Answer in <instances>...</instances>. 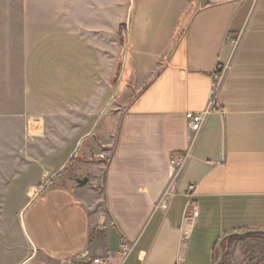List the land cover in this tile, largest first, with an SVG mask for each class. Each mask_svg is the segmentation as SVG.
I'll return each instance as SVG.
<instances>
[{
  "label": "crops",
  "instance_id": "obj_1",
  "mask_svg": "<svg viewBox=\"0 0 264 264\" xmlns=\"http://www.w3.org/2000/svg\"><path fill=\"white\" fill-rule=\"evenodd\" d=\"M45 122L109 160L34 198L0 264H214L224 236L264 231V0H0V169Z\"/></svg>",
  "mask_w": 264,
  "mask_h": 264
},
{
  "label": "rangeland",
  "instance_id": "obj_2",
  "mask_svg": "<svg viewBox=\"0 0 264 264\" xmlns=\"http://www.w3.org/2000/svg\"><path fill=\"white\" fill-rule=\"evenodd\" d=\"M122 43L125 44L126 41ZM118 78L119 75L115 80H118ZM118 97V94L116 96L114 95L115 100H113L109 108V111L112 113L115 111L118 104ZM64 122H66V120H63V123ZM60 123L55 125L45 122L43 132L40 135L33 136L31 140L28 141L32 152L30 157L26 159L28 161L27 163L22 162L18 165L19 167L11 169H0V239H2L12 223H15L18 228L16 240L18 241L19 236L23 239L24 235L21 234L20 230V224L22 223L21 215L27 205L32 202L38 194L41 195L48 186H58L74 190L78 188L76 182L77 178L89 177L87 185L93 187L94 183L99 181L93 180L94 178L98 179L101 177L102 171L97 165L101 161H108L110 152L108 153V148L101 147V150L106 151L105 157L101 159L97 156L98 154L94 152L90 155L82 153V144L63 171L56 175L71 156V152L61 151L64 147L60 146V144H62V140H66L67 137H65L64 130L61 128ZM67 123L70 124L72 122L68 121ZM81 129H83L82 125ZM88 142V137L83 139L82 143L84 147L91 146ZM49 180L51 181L49 182ZM45 185L46 187L41 191ZM19 247L20 246L16 244L17 250L10 259L20 257L21 251H19ZM24 249L26 248L24 247ZM24 249L21 247V250ZM251 251L252 248H248L246 245H240L233 250V264H248V258L251 257L249 252Z\"/></svg>",
  "mask_w": 264,
  "mask_h": 264
},
{
  "label": "trees",
  "instance_id": "obj_3",
  "mask_svg": "<svg viewBox=\"0 0 264 264\" xmlns=\"http://www.w3.org/2000/svg\"><path fill=\"white\" fill-rule=\"evenodd\" d=\"M219 242L220 247L217 246L215 249L214 264H233V250L240 245L252 248L249 252L251 257L248 258V264H264V231L262 230L245 231L244 234H228Z\"/></svg>",
  "mask_w": 264,
  "mask_h": 264
},
{
  "label": "built area",
  "instance_id": "obj_4",
  "mask_svg": "<svg viewBox=\"0 0 264 264\" xmlns=\"http://www.w3.org/2000/svg\"><path fill=\"white\" fill-rule=\"evenodd\" d=\"M225 71H226V68H224V67H219L217 69V72H216L217 73V84L215 85V88H214L212 103H214L216 90H217L218 86L220 85L221 80L223 79ZM206 114H207V112L198 113V112H191V111L186 113V118L189 122L190 131L192 132V133L188 134V138L190 140L194 139L193 132L199 131ZM39 122L40 121L38 119H31L28 121L27 127H28L29 134H32V135L35 134V131L37 129V125L39 124ZM188 157H189V153L174 154L171 158V164H173L176 167L182 168L185 165ZM191 190H193V187H191ZM192 214H193V216H197V211L194 210ZM128 251H129L128 249L124 250L123 254L125 257L128 255ZM98 261L99 260H95V262H98Z\"/></svg>",
  "mask_w": 264,
  "mask_h": 264
},
{
  "label": "water",
  "instance_id": "obj_5",
  "mask_svg": "<svg viewBox=\"0 0 264 264\" xmlns=\"http://www.w3.org/2000/svg\"><path fill=\"white\" fill-rule=\"evenodd\" d=\"M113 99H114V97H113ZM113 101V100H112ZM87 136H85V137H83L81 140H80V142H79V144H78V146H77V148L75 149V151L71 154V156L69 157V159H68V161L66 162V164H64V166L56 173V175H58V174H60L62 171H63V169L68 165V163L72 160V158L74 157V155H75V153L78 151V149H79V147H80V145H81V142H82V140L84 139V138H86ZM51 180H49V182H50ZM88 181H89V178L87 177V176H85V177H83V178H77L76 179V182H77V184L79 185V186H84V185H86L87 183H88ZM48 182V183H49ZM46 187V185L45 186H43V188H42V190L41 191H43L44 190V188ZM39 195V194H38ZM238 233H240V234H244L245 232H238ZM219 247H220V242H219V245H218Z\"/></svg>",
  "mask_w": 264,
  "mask_h": 264
}]
</instances>
